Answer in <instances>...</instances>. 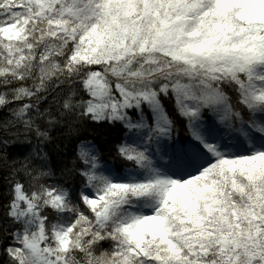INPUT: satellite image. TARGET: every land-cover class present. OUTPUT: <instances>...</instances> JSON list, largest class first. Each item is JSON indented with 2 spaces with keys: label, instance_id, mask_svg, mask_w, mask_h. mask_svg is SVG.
Here are the masks:
<instances>
[{
  "label": "snow or ice",
  "instance_id": "6c2138e0",
  "mask_svg": "<svg viewBox=\"0 0 264 264\" xmlns=\"http://www.w3.org/2000/svg\"><path fill=\"white\" fill-rule=\"evenodd\" d=\"M0 264H264V0H0Z\"/></svg>",
  "mask_w": 264,
  "mask_h": 264
}]
</instances>
